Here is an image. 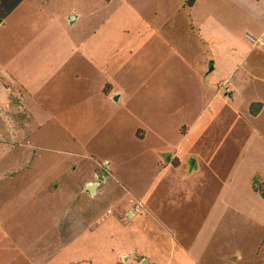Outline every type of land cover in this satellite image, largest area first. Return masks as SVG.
I'll list each match as a JSON object with an SVG mask.
<instances>
[{
    "label": "rangeland",
    "instance_id": "obj_1",
    "mask_svg": "<svg viewBox=\"0 0 264 264\" xmlns=\"http://www.w3.org/2000/svg\"><path fill=\"white\" fill-rule=\"evenodd\" d=\"M193 1L23 0L0 23V107L37 115L27 139L0 112V264H264V84L202 93L232 48H264Z\"/></svg>",
    "mask_w": 264,
    "mask_h": 264
},
{
    "label": "crops",
    "instance_id": "obj_2",
    "mask_svg": "<svg viewBox=\"0 0 264 264\" xmlns=\"http://www.w3.org/2000/svg\"><path fill=\"white\" fill-rule=\"evenodd\" d=\"M200 1L202 4V6H201V19L198 20V22L206 17V12L204 10L207 9L206 3L208 0H200ZM198 2H199V0L193 1V3H192L193 9H194V7L197 6ZM211 4L213 5V8L220 13H223V12H225V13L226 12H230V13L239 12V14H241V16L239 15V19L235 20L236 23L233 22L232 25H227L224 27V31L233 35L234 37H236V39H237L239 34H240V36H244V38H246V35H259L260 36L264 33V0H213L211 2ZM219 18H221V17L219 16ZM203 23L205 24L206 22H203ZM218 24H220L219 20H218ZM220 27H221V25H219V28ZM195 28H201V27L198 25L192 24L191 25L192 30L190 31V36L193 39L198 40V38H197L198 35H196V32L194 30ZM210 36H211V34L208 35V37H210ZM246 41L249 42L247 38H246ZM200 43L205 44L206 42L203 40V41H200ZM256 45H258V44H256ZM252 48L253 47L246 48L244 50V54H241L240 56L233 55L238 49L235 50L234 48H232V53L229 55L227 54V56H226V61H229L228 63L230 64L229 67L226 68L227 67L226 65L218 66L217 67L218 71L215 73H212V76H210L208 78L209 82L207 81V79H204V81H206V83H208V84L207 85L205 84L206 85L205 91L202 90V93H205L208 96V103H219L220 102L218 97L221 94L219 93V90L215 91L213 93L212 85L210 84L211 82L214 85L215 81H217L216 84L218 87L225 86L226 93H232L233 90L236 91V90L251 86L253 82H255V81L257 82L259 80L262 81V83L264 84V51L257 52L255 49H252ZM205 59L206 60H214L213 63L215 66L216 61L219 59V57L216 58V56L212 54V55L206 57ZM246 60L252 61V62H249L250 65L248 66V68L244 67L245 66L244 63ZM229 77H232V82H233V87H234V88L232 87V90H228L229 88H227L228 82H229L228 81ZM210 92L212 93L211 98L209 97ZM118 97H119L118 100L120 101V94L118 95ZM26 99L29 102L38 103L40 101L39 99H41V97H39L37 99V98H34L32 96H26ZM254 99H255V101H253V102L262 103L260 110L256 114H250L251 117H253L254 119L257 120L264 113V98L259 97V99H258L257 96H255V97H253L252 100H254ZM24 102H25L24 94L20 93L19 96L12 95L7 100H5V103H4L5 104V110L3 109V107L2 108L0 107V112L1 113L6 112V114L8 116L14 117V120L20 119V121H19L20 125H22V122H23L24 126L19 129L20 130L19 132H22L24 135H26L25 138L30 139V138H32V136L34 134V127L31 125L34 124V121H35V118L37 117V115H35L34 111L30 108V106H27ZM43 103H39V104H41L40 107H42V108H43ZM42 112L43 113L45 112L44 109L42 110ZM248 112L251 113L250 109ZM190 158H188L185 161L186 162L185 163L186 169H185L184 177H186V176L189 177L192 174H194L195 172H197V170H199L198 166L195 170L189 169L188 160ZM163 163L164 162H162V164ZM178 163H179V161H178ZM196 164H197V161H196ZM168 165H171V159H167V162L163 164L162 168H165ZM97 166L98 165L96 163L94 168H93V171H97V169H98ZM76 168H77V166L73 165V167H72L73 172H75ZM103 174H104L103 179H100L101 175H99L98 179H95V177H93V178L86 180L85 184H87L88 188L90 185L96 184V187L94 188L93 191H91V193H97L99 188L101 189L103 186V185H101L100 181L101 180L105 181L106 178L109 177L105 172ZM2 179H3V176H0V180H2ZM52 182H49V184H47L48 188H50ZM52 186L54 188L56 186V184H54ZM80 190H81V188H80ZM37 191H39L42 195V191H45V185H43V187H40L39 189H37ZM81 192L82 191H80V193ZM139 205L141 206L140 203H139ZM88 210H90V209H88L87 206H85L83 208V211L85 213H87Z\"/></svg>",
    "mask_w": 264,
    "mask_h": 264
},
{
    "label": "trees",
    "instance_id": "obj_3",
    "mask_svg": "<svg viewBox=\"0 0 264 264\" xmlns=\"http://www.w3.org/2000/svg\"><path fill=\"white\" fill-rule=\"evenodd\" d=\"M22 1L23 0H0V23L4 21ZM249 36L250 35H246L250 41L255 42V40H251ZM252 105L253 107L256 105L257 109L255 110L252 108ZM250 106L251 114H256L260 110L262 103L253 102Z\"/></svg>",
    "mask_w": 264,
    "mask_h": 264
},
{
    "label": "water",
    "instance_id": "obj_4",
    "mask_svg": "<svg viewBox=\"0 0 264 264\" xmlns=\"http://www.w3.org/2000/svg\"><path fill=\"white\" fill-rule=\"evenodd\" d=\"M115 100H118V96L115 97ZM188 163H189V169L190 170H195L197 168L196 161H195V159L193 157H191L188 160ZM100 179H103V175L100 176ZM95 187H96V184L90 185L89 186V190L93 191Z\"/></svg>",
    "mask_w": 264,
    "mask_h": 264
},
{
    "label": "built area",
    "instance_id": "obj_5",
    "mask_svg": "<svg viewBox=\"0 0 264 264\" xmlns=\"http://www.w3.org/2000/svg\"><path fill=\"white\" fill-rule=\"evenodd\" d=\"M249 38L251 40H254V38L251 36H249ZM255 41H256V43H258L259 45L264 47V33L259 38H257Z\"/></svg>",
    "mask_w": 264,
    "mask_h": 264
}]
</instances>
